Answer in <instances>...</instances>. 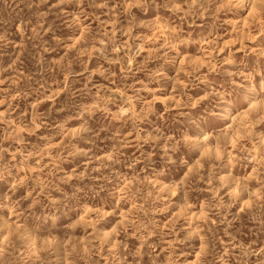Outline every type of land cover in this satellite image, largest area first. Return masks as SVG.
Wrapping results in <instances>:
<instances>
[{
	"label": "rangeland",
	"instance_id": "obj_1",
	"mask_svg": "<svg viewBox=\"0 0 264 264\" xmlns=\"http://www.w3.org/2000/svg\"><path fill=\"white\" fill-rule=\"evenodd\" d=\"M0 264H264V0H0Z\"/></svg>",
	"mask_w": 264,
	"mask_h": 264
}]
</instances>
